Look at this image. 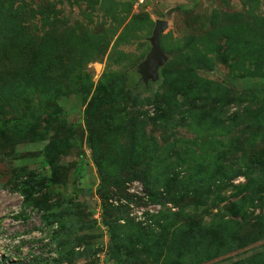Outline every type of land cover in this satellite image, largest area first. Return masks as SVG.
Segmentation results:
<instances>
[{"label": "rangeland", "instance_id": "obj_1", "mask_svg": "<svg viewBox=\"0 0 264 264\" xmlns=\"http://www.w3.org/2000/svg\"><path fill=\"white\" fill-rule=\"evenodd\" d=\"M0 264H264V0H0Z\"/></svg>", "mask_w": 264, "mask_h": 264}, {"label": "water", "instance_id": "obj_2", "mask_svg": "<svg viewBox=\"0 0 264 264\" xmlns=\"http://www.w3.org/2000/svg\"><path fill=\"white\" fill-rule=\"evenodd\" d=\"M166 25L167 23L165 20H157L149 39L151 48L146 55V58L141 63L143 78L145 80L147 78H154L157 73V67L166 59V55L160 46L161 35Z\"/></svg>", "mask_w": 264, "mask_h": 264}, {"label": "trees", "instance_id": "obj_3", "mask_svg": "<svg viewBox=\"0 0 264 264\" xmlns=\"http://www.w3.org/2000/svg\"><path fill=\"white\" fill-rule=\"evenodd\" d=\"M153 82V79L151 78H147L146 80H144L143 82V88L147 89ZM114 94H108L105 96H98V97H94L91 104H90V108H89V112L94 114L96 113V111L98 110L99 106L101 103H107L111 98H113ZM119 97V93H116V95L114 96V98H118ZM53 143H55V141H53ZM54 148H48L45 151V160L47 161V165H50V160H49V155L52 152ZM257 160V159H256ZM77 172H80V170L78 169ZM36 184V182H34ZM31 186H34V184L32 183ZM49 216H44V219L47 220ZM48 221V220H47Z\"/></svg>", "mask_w": 264, "mask_h": 264}]
</instances>
